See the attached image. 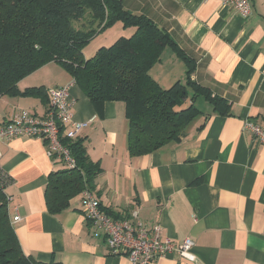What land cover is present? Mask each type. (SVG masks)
<instances>
[{"label": "crops", "instance_id": "obj_1", "mask_svg": "<svg viewBox=\"0 0 264 264\" xmlns=\"http://www.w3.org/2000/svg\"><path fill=\"white\" fill-rule=\"evenodd\" d=\"M251 4V16L243 18L222 0H124L195 60L194 80L231 105L229 115H220L203 100L204 112L179 141L152 153L130 155L123 101L98 110L61 64L49 62L18 83L22 91L44 87L48 96L52 88L70 87L74 119L89 121L77 137L85 138L90 159L102 167L92 192L106 211L125 217L137 211L149 229L161 226L162 239L194 241L193 259L174 252L148 264H264V145L244 128L246 119L264 126V0ZM114 26L126 32L121 23ZM168 49L152 69L162 84L186 76V63ZM180 63L184 76L176 79ZM22 110L44 117L49 100L45 93L0 95V124ZM0 147L12 179L5 188L9 212L21 216L12 224L26 254L61 264H133L109 252L104 230L84 214L82 193L67 209L49 211L48 176L68 166L48 156L44 138H0Z\"/></svg>", "mask_w": 264, "mask_h": 264}, {"label": "trees", "instance_id": "obj_2", "mask_svg": "<svg viewBox=\"0 0 264 264\" xmlns=\"http://www.w3.org/2000/svg\"><path fill=\"white\" fill-rule=\"evenodd\" d=\"M116 23L123 30L133 29L132 34L120 35L109 46L102 45L94 55L86 56L84 49ZM166 48L187 65L185 79L167 88L152 74ZM49 62L61 64L98 110L107 101L125 103L132 156L178 142L181 132L204 112L197 104L199 98L211 103L220 115L231 113L230 103L212 96L209 88L192 78L195 60L154 20L128 10L124 0H0V95L45 93L49 100L44 87L23 91L18 87L20 80ZM62 141L76 165L48 176L45 199L54 214L67 209L86 188L92 190L102 171L99 162L90 159L85 138L62 137ZM0 264H61L55 257L40 261L24 252L2 186Z\"/></svg>", "mask_w": 264, "mask_h": 264}, {"label": "built area", "instance_id": "obj_3", "mask_svg": "<svg viewBox=\"0 0 264 264\" xmlns=\"http://www.w3.org/2000/svg\"><path fill=\"white\" fill-rule=\"evenodd\" d=\"M222 2L234 8L243 18L252 14L251 0H222ZM74 105L75 99L71 96L68 85L52 88L49 90V110L44 117L22 110L7 122L0 124V138L15 136L44 138L50 158L61 159L68 167H75L76 161L69 147L63 143L62 137L75 139L89 121L74 119ZM244 128L253 134L256 141L264 145V126L246 119ZM2 157L0 147V186L6 188L12 179L2 167ZM8 200H11L10 196ZM82 207L88 220L104 230L111 254L127 256L133 264H148L174 252L185 258H194L192 252L194 241L191 238H186L180 244H176L170 238L162 239L161 226H155L153 230L149 229L139 218L137 211L128 217L115 218L102 208L90 189L86 188L82 192ZM20 220L21 216L17 212L12 221Z\"/></svg>", "mask_w": 264, "mask_h": 264}, {"label": "rangeland", "instance_id": "obj_4", "mask_svg": "<svg viewBox=\"0 0 264 264\" xmlns=\"http://www.w3.org/2000/svg\"><path fill=\"white\" fill-rule=\"evenodd\" d=\"M121 28V27H120ZM122 29V28H121ZM119 27H111V29H107L106 31L102 32L99 34L98 38L93 40L85 49H84V52L86 54V56H91V55H94L96 50L98 49V47H100L99 45H107L109 46L111 43H113L120 35H128V30H126V32H123V34H118V31H119ZM113 38V39H112ZM112 39V40H111ZM113 41V42H111ZM170 50L168 48L165 49L164 53H163V57L166 58L169 54H170ZM174 58H177L176 57V54L174 53ZM181 64L183 63H180L179 66L175 67L174 71H173V74L175 75V77H177L176 79L180 78V77H183L184 76V73H183V70H182V67H181ZM157 71H156V68L154 69V71H152V74H155ZM174 83V82H173ZM165 88L169 87L171 84H166V82H164L162 84ZM203 98H200L199 101L197 102L199 106H203L202 102H203Z\"/></svg>", "mask_w": 264, "mask_h": 264}]
</instances>
